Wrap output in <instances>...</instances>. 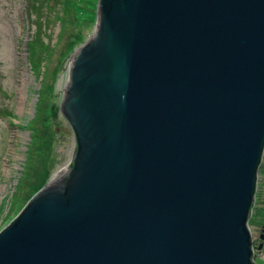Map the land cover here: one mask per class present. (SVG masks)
I'll return each instance as SVG.
<instances>
[{
    "label": "water",
    "instance_id": "95a60500",
    "mask_svg": "<svg viewBox=\"0 0 264 264\" xmlns=\"http://www.w3.org/2000/svg\"><path fill=\"white\" fill-rule=\"evenodd\" d=\"M59 110L69 163L0 230V264H254L264 0H97Z\"/></svg>",
    "mask_w": 264,
    "mask_h": 264
},
{
    "label": "rangeland",
    "instance_id": "374dc122",
    "mask_svg": "<svg viewBox=\"0 0 264 264\" xmlns=\"http://www.w3.org/2000/svg\"><path fill=\"white\" fill-rule=\"evenodd\" d=\"M96 5L0 0V230L69 163L73 134L59 103L69 59L93 31ZM248 225L252 261L264 264V152Z\"/></svg>",
    "mask_w": 264,
    "mask_h": 264
},
{
    "label": "trees",
    "instance_id": "16d2710c",
    "mask_svg": "<svg viewBox=\"0 0 264 264\" xmlns=\"http://www.w3.org/2000/svg\"><path fill=\"white\" fill-rule=\"evenodd\" d=\"M34 6V5H33ZM33 46V44H32V41L30 40V41H27V47H32ZM29 56H30V54H29ZM30 65H31V69H32V71L35 73V71H36V69H34V66L32 65V63L30 62ZM28 125V124H27ZM38 191V190H37Z\"/></svg>",
    "mask_w": 264,
    "mask_h": 264
}]
</instances>
